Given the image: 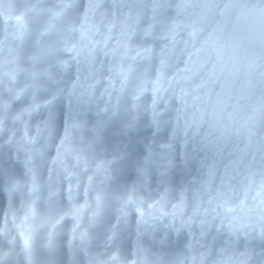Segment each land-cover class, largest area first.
<instances>
[{
	"label": "clouds",
	"instance_id": "1",
	"mask_svg": "<svg viewBox=\"0 0 264 264\" xmlns=\"http://www.w3.org/2000/svg\"><path fill=\"white\" fill-rule=\"evenodd\" d=\"M0 264H264V0H0Z\"/></svg>",
	"mask_w": 264,
	"mask_h": 264
},
{
	"label": "snow or ice",
	"instance_id": "2",
	"mask_svg": "<svg viewBox=\"0 0 264 264\" xmlns=\"http://www.w3.org/2000/svg\"><path fill=\"white\" fill-rule=\"evenodd\" d=\"M195 31H193L192 36L195 38ZM204 45L211 50H215L217 53V65L214 66L211 70L213 75L216 74H223L227 69L228 65L224 62L223 58V44L221 42V39L218 36L215 35H209L208 39L204 41ZM234 47L238 48L239 44H235ZM203 48H197L195 52L190 53L188 56V64L187 66L183 69L186 73H192L193 75L196 74L200 69L198 67V64L193 61V56H198L201 51H203ZM192 76H186L185 79H191Z\"/></svg>",
	"mask_w": 264,
	"mask_h": 264
}]
</instances>
